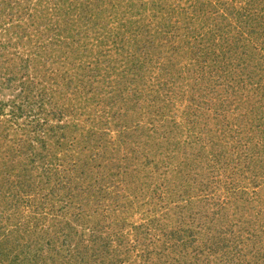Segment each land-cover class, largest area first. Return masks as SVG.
I'll list each match as a JSON object with an SVG mask.
<instances>
[{"label": "rangeland", "instance_id": "obj_1", "mask_svg": "<svg viewBox=\"0 0 264 264\" xmlns=\"http://www.w3.org/2000/svg\"><path fill=\"white\" fill-rule=\"evenodd\" d=\"M55 32L66 45L55 46ZM152 40L155 64L164 51L170 75L123 83L113 68ZM0 47V225L9 234L0 257L196 264L189 240L200 228L227 243L208 264H264V0H0ZM83 74L103 88L92 96L98 124L83 109L87 88L79 100ZM156 75L171 93L162 95ZM153 159L168 166L150 171ZM170 186L165 230L155 231L147 196ZM178 226L181 238H171ZM181 241L188 250L176 257Z\"/></svg>", "mask_w": 264, "mask_h": 264}, {"label": "trees", "instance_id": "obj_2", "mask_svg": "<svg viewBox=\"0 0 264 264\" xmlns=\"http://www.w3.org/2000/svg\"><path fill=\"white\" fill-rule=\"evenodd\" d=\"M36 6H38V4H36ZM9 8L12 9L13 6H11ZM46 12H47V10H46ZM63 29H64V27H63ZM65 30H66V28H65ZM68 32L71 33V30L68 31ZM16 36H18V34ZM20 36L22 37V35H20ZM63 36H64V34H61V33L56 34V32H55V37H54L55 46H59L60 45L59 43H62L63 42ZM190 36H193L192 33H191ZM193 37H195V36H193ZM71 38H73L72 33H71ZM155 38H156V36H155ZM166 38H167V36H166ZM156 39H158V41H154ZM156 39H154V40H152V41H150L148 43H145L144 42L140 46L136 45L134 53H132V52L127 53L128 52L127 51L126 52L127 54H126V56L124 58L130 57L131 59H129L127 62L125 61L126 63H124V60H123L122 65H120L119 67H116V68L114 67L112 72L114 74L117 73L118 74V75L116 74L117 77H119L121 79V81L123 80V83L129 84V85H133V86H136L135 84H136L137 81H140V80L141 81H145V80L149 79L150 74H154L156 71L161 72L162 69H166L165 72L167 74H169V72L167 70H169V68H170L169 71H171V69H173V67H171V65H170V58H168L166 54L164 55V53H165L164 51H162V50L160 51L159 50V53L160 54H162V52H163V54H162L163 60L161 61V66H158L157 67V65L155 64V59H154L155 58V55L153 54V51H155L154 44L152 43L153 41L155 43L157 42V47H159V49L160 48H163V47L166 48L167 40L165 38L159 37V35H158V38H156ZM188 41H189V39H188ZM205 41H208V39H205ZM64 45H66V44L64 43ZM181 45L184 46V44H180L179 47ZM41 49H43V48H41ZM172 49L177 50L178 47H175L174 44H173V48ZM129 51H133V50H129ZM217 56H218V54H215L214 64H217V63L220 64L222 62V60H221L222 58H219ZM109 75H110L109 73H106L105 75H103V78H106ZM156 76L158 78V81L156 83L159 85V88H160V90L162 92V95H163L164 92L171 93L170 90H172V89L170 87H168L167 80H164V81L161 82L159 80L160 77L158 75H156ZM101 77H102V75H101ZM91 78L95 79L96 78V75H92V76H90V74H88V75L87 74H83L82 76L79 75L80 83H82V82L84 83L85 82V86L83 87L82 90L79 91V100H80V102L81 101L84 102V100H85L84 92H85V90L88 89L89 90V94L91 96V98H89L91 104L89 103V100H88L87 105H84L83 106V109L85 107L88 108V109H92V111L95 113V117L94 116L93 117L90 116L91 117L90 118L88 116L89 117L88 120H90L91 122H94L95 124H98V122L100 121V117L99 116H101V115H98V113H97V111H96L95 108H98L99 107L100 104H98V102H100V101H98V100L95 101V99L92 96H95L96 94L100 93V91H102L103 88H101V87L100 88H92L91 86H92L93 83L90 80ZM104 81H106V79ZM149 82H150V80H149ZM109 83H111V82H109ZM152 85H154V84H152ZM89 86H90V88H89ZM109 88H111V91H113V88L111 86H109ZM153 88L154 87H150L149 88V91H152ZM159 88H155L156 91H158ZM116 90H117V93L118 94H115V96H113L114 99L111 98V100H112L111 101V105H114V104L117 103V101H119L118 99H120L122 97V91H124L122 88L121 89L120 88H117ZM162 98L165 101V99L168 98V96L167 97L166 96H162ZM78 107L79 108H82L81 105L78 106ZM100 111L103 112V110H100ZM147 113L149 114V112H147ZM107 124H105V125H107ZM222 125H225V127H229L226 122H224ZM223 132L226 135V134H229V132H233V131L231 130V128H227V129H223L222 130V133ZM174 133H175V130L173 131V134ZM91 134H93V133L91 132ZM93 137H95V135ZM187 138H186V141H187ZM168 148H169V146H168ZM174 148L177 149L176 146ZM190 154H193L194 155V151H191ZM205 154H206L205 156H210L211 155V154L208 155V153H206V151H205ZM201 155H202V152L199 149V152H198V154H196V157L198 158ZM171 157L172 156L170 154L169 155V158H171ZM210 161H211V158H210ZM215 161H216V165H219L221 168L222 167L224 168L225 167V164H227L224 161H219V159H216ZM151 164H152V166H151L150 171H152L153 169L155 170V168H159L160 167L159 165H161L162 168L168 166V163H164L163 159H157V160H154L153 159V160H150L149 163H148V166L151 165ZM199 164H201V163H199ZM207 168H209V170H212V171L215 170V168H213L210 165ZM226 170L227 169H223V171H226ZM139 175L142 178L141 179V182L140 181H137L138 179H136V182L135 183H137V186H139V191L140 190L143 191V185H146L143 182L145 175H141V174H139ZM217 177H218V173L217 174L216 173H213L211 175V179L212 180L217 179ZM212 183H213V181H212ZM148 186H149V188H151L150 184ZM173 190H174V188L170 186L169 189H168V192H166V193H164L162 191L159 192V193H157L156 191H154V192L149 193V196H147L148 199H150L151 201H156L152 212H150L151 216L153 215L155 221L158 222V223H156V225H154L155 226V228H154L155 231L156 230H165V228L163 227V220L164 219H160L159 217L162 214L161 212L164 210V207H166L167 204H168V203L165 204V202L170 200V196H168L169 192H171ZM140 192H137L136 191L137 194H140ZM171 193L174 194V192H171ZM175 195L174 196L176 198V197H179L180 194H177L176 193ZM156 196H157V199H156ZM14 198L16 199V195H14ZM186 202H188V204H186V206H185L187 208L186 209L185 208H181V212L187 213V210H189V207L190 206L192 207V202L191 201H186ZM167 212H168V210L165 211V215H167ZM160 222L162 223V225H161ZM193 228H195V227H191V229H193ZM4 229H5V226L0 225V240L3 237H5V236L9 238V234L6 233V231ZM199 230H200V228H198V230H196L195 232L194 231L192 232V235H191L192 238L190 237L191 240H189V243H190L189 249H190V252L192 250V252H194L196 254V258H195L196 259V262H197L196 264H204V263L208 264L211 259L215 258V253L218 256V254L220 253V250H222L224 244H227V243L224 242V237H222L220 235H214V233L211 234V235H208L209 233L208 234H203V233H200ZM181 232L182 231H181V229H179V226H178L177 228L171 229V231L169 232V234H170L169 236L171 238H173L175 236H178L179 238H181ZM199 233H200V237L198 239H195L194 237L197 234H199ZM67 235L68 236H71V237H76V232L71 229V230H68L67 231ZM7 241H9V240H7ZM79 241H81V240L79 239ZM20 243L18 245V247L20 249H22V248L23 249H25V248L27 249L28 248V246L23 247L24 244L23 243L20 244ZM27 245H28V243H27ZM181 245H182L181 250L172 249V247L174 245L171 246V250L173 251L174 255H176V257L184 254V252L188 250L187 249L188 247H187L186 241L185 242L181 241ZM160 247H161L162 251L165 250L167 252V250H168L167 248L168 247L165 246V243L162 246H160ZM9 250H11V251H14V250L15 251H18L19 249L18 248L17 249L10 248ZM26 254H27V257L19 258L20 264H22V262H26L27 264H32V262H33L32 261V258L36 259V255H34L31 258L30 255H29V253H25L24 255H26ZM85 257L87 259H85L84 258V255H83L81 257V260L79 261L78 264H91V257H89L87 255ZM184 258H185V256L183 255V259ZM40 261L43 262V259H40ZM5 263L6 264H9L7 262V259L5 258V256H1L0 257V264H5ZM33 264H36V262H34ZM112 264H115V263H112ZM187 264H193V263L191 262V263H187Z\"/></svg>", "mask_w": 264, "mask_h": 264}]
</instances>
